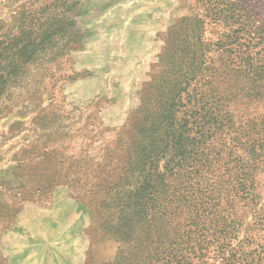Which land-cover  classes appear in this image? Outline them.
<instances>
[{"label":"rangeland","instance_id":"rangeland-1","mask_svg":"<svg viewBox=\"0 0 264 264\" xmlns=\"http://www.w3.org/2000/svg\"><path fill=\"white\" fill-rule=\"evenodd\" d=\"M263 23L264 0H0L4 31L56 33L0 114V264H155L144 228L122 235L105 200L102 179L125 172L134 142L119 132ZM258 176L254 203L230 201L239 231L221 235L223 252L206 244L196 264H264Z\"/></svg>","mask_w":264,"mask_h":264},{"label":"trees","instance_id":"trees-1","mask_svg":"<svg viewBox=\"0 0 264 264\" xmlns=\"http://www.w3.org/2000/svg\"><path fill=\"white\" fill-rule=\"evenodd\" d=\"M3 29L0 114L33 83L42 62L37 52L50 50L56 34L24 32L19 24ZM231 42L224 56L202 60L169 105L152 107L158 113L140 119L142 111L134 110L119 132L134 136L122 160L128 168L102 179L113 190L105 200L118 211V231L130 230L136 240L133 233L144 228L142 245L148 241L155 264H196L213 240L223 252L221 235L241 225L230 201L257 199L264 172V30L244 27V36Z\"/></svg>","mask_w":264,"mask_h":264}]
</instances>
